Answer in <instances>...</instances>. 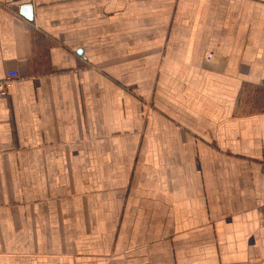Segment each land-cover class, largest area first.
Wrapping results in <instances>:
<instances>
[{"label": "crops", "instance_id": "crops-1", "mask_svg": "<svg viewBox=\"0 0 264 264\" xmlns=\"http://www.w3.org/2000/svg\"><path fill=\"white\" fill-rule=\"evenodd\" d=\"M8 70L0 264H264V0H0Z\"/></svg>", "mask_w": 264, "mask_h": 264}, {"label": "built area", "instance_id": "built-area-1", "mask_svg": "<svg viewBox=\"0 0 264 264\" xmlns=\"http://www.w3.org/2000/svg\"><path fill=\"white\" fill-rule=\"evenodd\" d=\"M212 57V53L208 55L207 59ZM18 78V74L15 70L6 71L4 77L0 80V98L7 96L14 81Z\"/></svg>", "mask_w": 264, "mask_h": 264}, {"label": "water", "instance_id": "water-1", "mask_svg": "<svg viewBox=\"0 0 264 264\" xmlns=\"http://www.w3.org/2000/svg\"><path fill=\"white\" fill-rule=\"evenodd\" d=\"M31 12H32L31 5H24L20 9V15H22L23 17H25L27 19H30L31 18Z\"/></svg>", "mask_w": 264, "mask_h": 264}, {"label": "rangeland", "instance_id": "rangeland-1", "mask_svg": "<svg viewBox=\"0 0 264 264\" xmlns=\"http://www.w3.org/2000/svg\"><path fill=\"white\" fill-rule=\"evenodd\" d=\"M146 107H152V103H151V100H149L147 103H144Z\"/></svg>", "mask_w": 264, "mask_h": 264}]
</instances>
